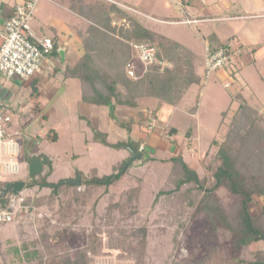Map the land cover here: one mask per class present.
Wrapping results in <instances>:
<instances>
[{"label":"rangeland","instance_id":"1","mask_svg":"<svg viewBox=\"0 0 264 264\" xmlns=\"http://www.w3.org/2000/svg\"><path fill=\"white\" fill-rule=\"evenodd\" d=\"M216 1L219 5L222 2L221 0L214 2ZM238 1L239 5L243 3V12L264 14V0ZM100 3L101 0H96L87 5L92 6L96 11L104 9L106 13L109 12L105 7H101L102 3ZM138 4L141 6L136 7L139 6ZM132 5L152 18L171 22V25L151 23L153 34L167 35L199 56L203 54L206 45L215 44L208 24L185 26L173 23L179 17H184L185 11L186 13L194 11L192 5H188V1L182 4L181 0H134ZM120 11L125 18L115 12L120 19L114 21V26L117 31L119 29L125 31L132 27L130 19L135 20L137 15L129 14L130 11L127 12L125 9ZM86 21L89 25L90 21L88 19ZM260 21L262 29H255L254 22L244 23V26L249 23L252 25L251 29H255L252 38L256 43L264 42V19ZM224 27L225 30L218 31L220 39L234 33L238 35V28H244L242 23L235 22L226 23ZM117 35L115 32V36ZM142 42L157 46L161 38L153 36L152 40H142ZM165 65L169 64L166 62ZM232 67L229 69L235 73ZM245 67L244 73L253 75L251 67L249 65ZM226 72L218 73L219 80L225 77L235 87L237 75L234 79L227 73L228 77ZM51 83L59 86L60 81L56 79ZM216 83L217 80L215 85ZM218 85L225 96L221 94L211 96L212 93H207L204 99L201 98L200 102L205 111L203 118L198 117L200 108H195L197 114L192 116L182 110L172 111L166 105H160L158 111L149 107L148 114L153 115L150 117L154 118L155 127H164L169 122L176 128L175 138L172 137L170 127L164 128L159 133L160 139L153 138L158 145L157 149L151 154L145 149L144 163L132 162L123 175L121 174L122 178L107 189L84 185H61L57 188V192L53 193L52 188L39 186L46 173H48L45 177L47 183H55V185L71 171L89 174L91 170H96L99 178L108 176L117 173L121 166L124 167L130 157V148H106L102 144L90 141L97 128L100 132L106 130L108 118L105 112L108 111V107L98 108L104 111L102 120L98 121L95 115L87 114L84 106L77 103V98L72 96L76 95L75 92L72 93V97L62 94L58 100L51 101L46 107V111L50 106L53 110L48 121L41 117L42 114L36 115L35 120L25 127L31 136L35 132H40L54 134L56 137L39 140V145L36 147L31 142L26 145L28 153H31L29 158L42 156L48 160L41 175L35 179L39 184L29 187L26 165H21L17 177L5 178L15 181L25 180L24 190L21 193L24 202H14L15 206L21 208L13 215L12 223L0 224V235L2 230L7 228L12 229L11 233H15L11 238L0 237V251H5L2 249L6 241L15 239L13 243L23 244L27 251L35 249L41 253L31 262L22 264H40V257L43 259L41 264H45V260L53 253L58 255L67 253L72 256L85 247L89 249L93 242L92 234L99 233L103 243L119 241L120 247L109 249L103 246L100 253L94 257L93 263L91 261L88 264H249L248 261L256 252L264 250V245L262 242H257L249 245L241 254L234 251L232 235L227 227L234 224L239 198L229 194L225 189H219L214 195H209L207 189L213 185L211 172L218 163L217 145L223 141L233 148L232 154L237 158L239 168L245 174L252 176L256 174L260 178V187L264 188V152L262 156L256 158V154L248 147V142L253 140L254 145L259 142L264 144V105L260 104L264 100V88L258 90L253 87L254 82L248 80L245 91H236L232 94L231 89L223 88V83L220 82ZM228 86L229 84H225L227 89ZM197 92L198 87L194 86L186 96L191 106H195ZM206 100L209 102L206 103ZM144 102L152 104V100L149 99ZM259 106L262 109H259ZM252 109L258 110L259 114ZM121 110L116 111L115 114H120ZM7 113L11 116L14 126H17L18 122L14 114L9 109ZM117 120H122L119 115L115 121ZM147 121L148 119L144 124ZM126 122L128 121L122 123ZM188 131L197 132L199 135L196 133L189 140L190 136H185ZM121 138L112 134L108 136V140L115 144L121 142ZM18 145L21 147V141H18ZM33 147L34 151H32ZM147 147L152 149V144ZM133 148L137 149L138 145H134ZM177 157H181V160L196 172L198 178L205 181L202 188L196 189L195 186L185 185L179 191L174 190V181L180 173L178 163L173 161V158ZM151 158L153 160H149ZM171 190H173L171 194L159 195L155 201L160 191ZM263 198L253 197L249 205L252 216L261 212L264 206ZM209 201L223 213V217L219 220L207 213ZM17 225L22 231H13L17 229ZM107 231H110V235L106 236ZM11 263L19 262L14 256L11 258Z\"/></svg>","mask_w":264,"mask_h":264},{"label":"trees","instance_id":"2","mask_svg":"<svg viewBox=\"0 0 264 264\" xmlns=\"http://www.w3.org/2000/svg\"><path fill=\"white\" fill-rule=\"evenodd\" d=\"M79 4L83 8L82 16L90 21V24L86 27V31L79 33L81 34L80 38L84 54L73 67L65 69L64 76L65 78H72L79 82L81 100L84 103L108 107L111 117L114 116L113 112L117 106L132 109L137 108L139 101L142 99H153L160 104L178 107L187 90L194 85L201 86L202 82L206 79L204 59H201L183 45L165 37H161V42L157 46L150 43L155 48L153 61L145 70L141 65H138L136 70L138 78L132 79L128 77L125 66L129 61H136V53L132 45L140 44L142 40H152L153 32L147 27H143L137 19H135L136 21L130 19L132 27L128 30L125 29L123 31L119 29L117 31L115 26L111 25L109 12L106 13L100 9L96 11L92 6L83 4L82 1ZM115 11L121 13L116 8ZM115 32H117V36H115ZM234 39H229L227 42L219 45L213 46L210 44L207 46L208 50L210 52L223 50L226 53H232L235 49L232 47ZM241 47L245 48V51H249L250 54L253 53L250 47H244L238 42L237 48L241 50ZM54 53L57 55L56 46L53 47ZM232 58V65H234L236 59ZM166 62L169 65H165ZM229 70L228 68L225 71ZM195 108L193 106L192 111H195ZM253 112L259 114L258 110H253ZM150 116L148 119H154ZM170 132L172 134L176 133V129L171 128ZM190 135L191 132L189 133V131L185 134L186 137ZM95 139L102 145L113 149H123L129 146L130 150L134 152L139 151L138 148H133L135 144L130 140L111 145L99 133L95 134ZM254 142V140L253 142H248V147L256 154V158H259L263 155L264 144L259 142L254 145ZM228 144L226 141H223L217 145L216 157L218 163L211 172L213 185L207 191L209 195H214L217 190L225 189L229 194L239 198L238 211L236 217L233 219L234 224L232 223L233 225L227 228L232 235L234 251L241 254L243 250L253 243L262 242L264 245V206H262L261 212L256 216H252L249 210L253 197H264V188L260 187V178L255 173V176L248 175L239 168L237 158L232 154L233 148ZM260 152L261 155H259ZM27 159L29 160L30 158ZM174 160L180 167V173L174 181V190L179 191L185 185L195 186L196 189L202 188L205 181L200 180L196 172L190 169L181 160V157L173 158ZM142 163H144V160H142ZM122 167L119 168L117 173L114 172L101 178L95 176L94 171H92L89 177L79 172L76 175L80 176V186L105 187L107 189L122 178L123 174H120ZM40 175L41 173L32 177H26L30 182L29 187L39 184L35 179ZM47 175L48 173L42 177L43 179L39 186L50 187L52 188V192L56 193L57 188L61 185L54 187L55 184L47 183L45 179ZM22 181L25 184V180ZM7 183V180L0 181V187L3 188ZM172 191H160L155 201H157L159 195H168ZM207 206L209 207L207 211L209 216H214L216 220L223 217L221 210L212 206L211 201H209V205L207 203ZM108 234L110 235V231L106 232V236ZM92 236L93 242L88 247L89 249L85 247L82 251L78 250L79 252L76 251L73 254L74 256H70L67 253L64 255L53 253L51 257L45 260V264H88L91 261L93 263L94 257L100 253L103 246L109 249L120 247L119 241H115L114 243L105 241L103 243V239L101 240L102 237L99 233H93ZM26 249L24 245L21 253L18 249H15L14 256L18 258L19 262L17 264L31 262L41 255L35 249L32 251H27ZM39 262L40 264L43 262L41 257L39 258ZM248 263L264 264V250L256 252Z\"/></svg>","mask_w":264,"mask_h":264},{"label":"crops","instance_id":"3","mask_svg":"<svg viewBox=\"0 0 264 264\" xmlns=\"http://www.w3.org/2000/svg\"><path fill=\"white\" fill-rule=\"evenodd\" d=\"M80 1H82V3L86 5L91 2H96V0H40L36 6L33 18L30 23L31 32L35 39L41 40L44 38H50L53 41V47L56 46L57 50L58 49L63 50L64 52L63 61H61V57L58 54V52L57 55L55 53L53 54V49H52L50 53L44 55L39 70L30 79L20 80L14 78L8 80L0 77V98L2 101H4L6 108L9 109L14 114L13 116L16 117L18 122L17 126H14L13 122L11 123L10 131H12L13 133L14 132L20 133V135L17 137V142L21 141L22 143L20 147V157L18 160L19 168L21 167V165L23 166L26 165V169H27V162H29L30 159L32 158L31 157L29 160L27 159L29 158L28 156L29 154L31 155V153L30 152L28 153L29 150H28V146L26 145H29V143L31 142L34 143L35 144L34 147H36L39 145L38 143L39 140H42L44 138H52V139L56 138L54 134H50V133L42 134L40 132H35L34 135L31 136L29 131H27L25 127L35 120L36 115L41 116L42 114L41 117L46 121H48V118L50 117L49 115L50 113H52L53 110L50 106L49 110L46 111V107L49 106L51 101L55 99L58 100L62 94H65L68 97L74 96V98H77L76 99L77 103H80L82 106H84V109L86 110L87 114L95 115L98 121L102 120V113H104V111L102 112L98 108H104L105 106H93L84 103L81 100V89L79 82L72 78H65L64 76L65 69L73 67L77 63L81 55L84 54L83 46L81 43L82 41L80 38L81 34L79 33L86 31L87 21L86 18L82 16L83 8H81V5L79 4ZM187 1H188V5H192L191 7L192 10L194 11H191L190 13H186L185 11V13L183 14L184 17L181 16L182 17L181 18L178 16L179 18L176 19L175 20L176 22L173 23H178L179 25L182 24L185 26L192 24H200V23L208 24L209 25L208 27H210L209 30L211 31V35H213L215 39L214 40L215 44H213V46L223 44L227 42L229 39L235 38L233 40L234 42L232 43L233 48H237L239 42L240 45L244 47H250L253 51V53L250 54L249 51H245V48L241 47V51H242L241 54L238 57H234V60L235 59L236 60L234 61L235 63L233 65L234 68L233 67L232 68L235 71V73L231 72V70L225 73V74L228 73L231 78H234L235 75H237L235 87L232 86L230 84V81L225 77H223L222 80H219V77L217 76L218 73L212 75L215 77L214 79L212 76L206 78L202 82L201 86L194 85L198 87V92H197L198 101L196 99L194 101L195 102L194 105L196 109L200 108L198 111V117L201 118L203 114H205V111L203 110V105H201L200 102L201 98L204 99L207 93L208 94L212 93L211 96H216L219 94L224 95L219 89L218 83L220 82L223 83L224 89L226 90L231 89L232 94H234V92L236 91L237 92L245 91L248 80L250 81L252 80L254 82L253 87L258 88V90L264 88V52H262L264 51V42L256 43L252 38L253 36L252 32L255 29L258 28L262 29L263 27L260 25L261 23L260 20L264 19V14H253V13L243 12L242 10L243 3L239 5L238 0H221L222 2H220V5L217 1L214 2L215 0H201V2H199L200 0L199 1L181 0L182 4H186ZM21 2L22 0H0V25H2L5 22V20H7L12 15L14 11V7L20 4ZM101 3H102V5H100L101 7H105V9L109 10L112 26H114L115 20L120 19L116 15L118 12L115 13L116 12L115 8L118 10L125 9L127 10V12L130 11L129 14L136 13L138 17L135 16V18L139 20L141 24L143 23L142 26L147 27L151 32H153V29L151 30L150 27L151 23H157L161 25L163 24L171 25L170 21L168 22L164 20H159L157 18L150 17L148 14H143L142 11L136 8V7H140L141 4L140 5L138 4L139 6L136 7L132 5V3H134V0H101ZM181 12L182 10L179 11V13ZM121 13H120L121 16L125 18L123 12ZM123 18H121V20ZM245 21L254 22V24H256V28L252 30L251 29L252 25H249V23L244 26ZM231 22H235L238 24L242 23L244 28L241 27L238 28L237 30L239 32L238 35L234 33V35H228L224 39H220L218 31L219 30L221 31V29L225 30L224 24ZM152 36L159 38L161 37L169 38L183 45L182 43L174 40L173 38L167 35L159 36L153 34ZM209 45H206L204 47V51L201 56H199L193 50L187 48L185 45L183 46L189 49L190 51H192L193 53H195L201 59H204L205 52L208 49L207 46ZM247 65H249V67H251V69L253 70V75L251 76L246 75V73H244L243 71L244 69H246L245 66ZM247 76H249V79H247ZM56 79L57 81H60L59 86L58 85L54 86L56 82L50 84L51 81H54ZM216 80L217 83L215 85ZM225 84H229L228 89L227 87H225ZM194 86H191L187 90V92L185 93V95L181 100V104L178 107H170L166 104H160L153 99H149L152 100V104L150 103L148 104L144 102V100L147 99H142L141 101H139V106L137 108L132 109L123 106H117L116 109L114 110V115H115L114 117H116L117 119L119 115L122 119L121 121L117 120L118 122L115 121L116 119L114 117L112 118L110 116L108 109V111L105 112L108 118L107 128L102 132H100V130L97 128L96 133H99L100 135L102 134L101 136L104 137L106 142L111 145L115 144L112 141L108 140V136H110L111 134L113 136H121L122 137L121 142H127L130 140L133 144L138 145V150H139L138 152H141L142 154V158L140 162L142 163V160L144 159L143 153L145 149H148L150 151L149 153L151 154V152L155 151L158 147V145H156L157 143H155L156 140H154L153 138L157 137L160 139L161 134L159 133L162 132V130L166 127L176 129L168 122V124H166V126L164 127L161 128L155 127L153 131H148L146 128V123L144 124V121L148 119L149 107H151L153 110L158 111L157 109L160 105H166L168 109L172 111L182 110V112L193 116L197 114V112L196 110L192 111L193 106L189 104V101L186 99V96ZM74 88H76V90H73ZM74 92L76 95H72V93ZM207 102H209V100H206V103ZM260 104L261 106H263L264 100L261 101ZM258 108L262 109L260 108V106ZM119 109L120 110L122 109L120 114L117 113L115 114L116 111H120ZM123 121H128V122L122 123ZM196 133L197 132L191 133L190 139ZM95 134L92 135V137H90L91 143L101 144L98 140L95 139ZM175 134L176 133L172 134L173 138H175ZM197 135L199 134L197 133ZM86 143H88L87 140ZM150 143L152 144L151 147L152 149H149L147 147ZM34 147L32 148V151H34ZM104 147L110 148L107 146ZM127 148L130 147L128 146ZM38 157L42 158V156H38ZM128 157H126V159ZM114 167L115 166H113L112 169H114ZM26 171L28 176V169ZM92 171H94L95 172L94 175L98 177L96 170H91L89 174H83V173L81 174L89 177L92 174ZM77 173H78L77 171H71L67 177L63 178V180L73 179ZM7 178H12V177H7ZM0 180L3 181L6 179H0ZM49 184H55V183H49ZM11 230L12 229H8V228L2 230V234L0 235V237L6 239L11 238L12 234H15V233H11ZM17 230H19V232L22 231L21 227L19 226L17 227V229L15 228V230L13 231H17ZM5 232L6 233L8 232V234L6 235ZM14 240L15 239L6 241L3 244L2 250L5 251H0V264H10L11 258L12 257L14 258L15 249H18L19 252L21 253L23 244L20 245L19 243V245H16L15 243H13ZM16 259L18 261V258ZM12 260L14 261V259Z\"/></svg>","mask_w":264,"mask_h":264},{"label":"built area","instance_id":"4","mask_svg":"<svg viewBox=\"0 0 264 264\" xmlns=\"http://www.w3.org/2000/svg\"><path fill=\"white\" fill-rule=\"evenodd\" d=\"M39 1L22 0L14 7L12 15L0 25V77L2 78L30 79L39 70L44 55L53 49V41L50 38L35 39L31 32L30 23ZM132 47L136 53V61H129L125 70L128 77L137 79L138 65L145 70L153 61L155 48L147 42L133 44ZM240 54L239 48H235L232 53H226L223 50L210 52L207 49L204 56L205 78L232 67V57H238ZM11 123L12 118L0 98V177L4 179L17 177L20 172L18 161L20 147L17 142L20 133L10 131ZM154 127V119H148L147 130L152 131ZM6 180L8 183L15 182V180ZM21 193L17 197L7 194L6 208L0 207V224L10 223L13 220V215L21 208L15 206L14 202H24Z\"/></svg>","mask_w":264,"mask_h":264},{"label":"water","instance_id":"5","mask_svg":"<svg viewBox=\"0 0 264 264\" xmlns=\"http://www.w3.org/2000/svg\"><path fill=\"white\" fill-rule=\"evenodd\" d=\"M58 54L61 57V61L64 60V52L61 49L57 50ZM142 154L141 152H134L130 150V157L125 163L122 171L120 174H123L128 167L131 166L132 162L139 161L141 162ZM47 162V159L45 157H37L33 156L29 162H27V169H28V176L32 177L35 176L43 171V167L45 166ZM81 184L80 182V176L76 175L73 179H66L60 181L57 185H54V187H57L59 185H68V186H79ZM24 189V182L22 180H17L12 183H8L5 185V187L0 190V207L1 209H5V198L7 194H11L14 197H17L19 193H21Z\"/></svg>","mask_w":264,"mask_h":264},{"label":"flooded vegetation","instance_id":"6","mask_svg":"<svg viewBox=\"0 0 264 264\" xmlns=\"http://www.w3.org/2000/svg\"><path fill=\"white\" fill-rule=\"evenodd\" d=\"M3 188L0 187V190H2Z\"/></svg>","mask_w":264,"mask_h":264}]
</instances>
